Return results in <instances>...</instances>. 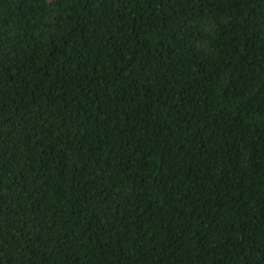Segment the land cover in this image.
I'll use <instances>...</instances> for the list:
<instances>
[{"label":"trees","instance_id":"obj_1","mask_svg":"<svg viewBox=\"0 0 264 264\" xmlns=\"http://www.w3.org/2000/svg\"><path fill=\"white\" fill-rule=\"evenodd\" d=\"M0 264H264V0H0Z\"/></svg>","mask_w":264,"mask_h":264}]
</instances>
